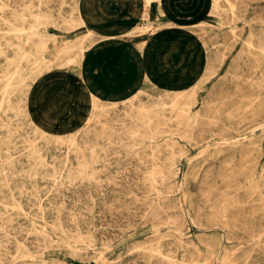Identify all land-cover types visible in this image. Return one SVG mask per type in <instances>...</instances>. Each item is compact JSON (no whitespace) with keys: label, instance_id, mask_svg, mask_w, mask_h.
<instances>
[{"label":"rangeland","instance_id":"rangeland-1","mask_svg":"<svg viewBox=\"0 0 264 264\" xmlns=\"http://www.w3.org/2000/svg\"><path fill=\"white\" fill-rule=\"evenodd\" d=\"M0 7V264H264V0ZM52 27L89 34L48 75L32 32ZM77 77L96 106L37 131L35 82L57 105Z\"/></svg>","mask_w":264,"mask_h":264},{"label":"bare ground","instance_id":"bare-ground-1","mask_svg":"<svg viewBox=\"0 0 264 264\" xmlns=\"http://www.w3.org/2000/svg\"><path fill=\"white\" fill-rule=\"evenodd\" d=\"M148 2L150 1V0H147ZM235 1V0H234ZM241 1V0H240ZM40 2V1H39ZM146 2V1H145ZM237 2V1H236ZM3 3V2H2ZM238 3V2H237ZM39 4H41V3H39ZM213 4L215 5L216 4V2L215 1H213ZM227 5V4H226ZM227 6H229V5H227ZM39 6H37V9H39L38 8ZM230 7V6H229ZM248 7V6H247ZM0 8H2V7H0ZM46 8H47V6H46ZM215 8V7H214ZM70 9H72V8H70ZM212 10H213V8H211ZM262 9V8H261ZM27 11V10H26ZM79 11V10H78ZM228 11H229V9H228ZM1 12H2V10H1ZM41 12V11H40ZM158 13V12H157ZM231 13V12H230ZM28 14V13H27ZM30 14V13H29ZM43 14V13H42ZM232 14V13H231ZM216 15V14H215ZM30 16V15H29ZM39 14H36L35 16H33L34 18H35V21H37L36 23L38 24V23H40V21H38V19H39ZM233 16V15H232ZM255 16V15H254ZM1 18V17H0ZM219 18V17H218ZM236 19V18H235ZM250 20V19H249ZM255 22H257V21H255ZM261 22V21H260ZM166 25V24H165ZM173 25V24H172ZM209 25V24H208ZM207 25V26H208ZM212 26V25H211ZM32 27V26H31ZM30 27V28H31ZM144 27V26H143ZM138 28H140V27H138ZM209 28V27H208ZM12 30H18V29H22V28H11ZM32 29V28H31ZM228 30V29H227ZM240 30V29H239ZM258 31V30H257ZM29 32H30V30H29ZM229 32V31H228ZM260 32V31H259ZM4 33V32H3ZM8 32H6V34H7ZM230 33H231V31H230ZM261 33V32H260ZM263 33V32H262ZM36 35V37L38 38L37 40H35V42H33V46H32V49H33V54H37L38 56H36V58H35V61L37 62V67H39V68H41V67H44L47 71H49L50 70V68H51V66H53V64H60V62H57L58 61V59L60 58V56L62 55V53H67V52H69L70 50H71V48L72 47H74L76 44H78L77 45V52H74L72 55H70L67 59H66V61H65V63H68V64H70V62H75L76 60H77V56L79 57H81L83 54H82V52L83 51H85L87 48H86V46H84L83 45V41H84V39H85V36H86V34H89V32L88 31H86L85 33H83L82 35H76V34H74V35H71V36H69L68 37V39L66 40V42L65 43H63L62 44V39H61V37H60V35H61V32L59 31V30H57V29H55L54 27H52V28H47L43 33H41V34H39V32H37V31H35V33H33L32 32V35ZM204 35V34H203ZM231 35V34H230ZM262 37V36H261ZM29 39V38H28ZM232 40V39H231ZM257 40V39H256ZM233 41V40H232ZM186 42V41H185ZM189 44V43H188ZM202 44V43H201ZM242 44V43H241ZM16 46H17V48L18 49H21L22 48V44H21V42L19 41L18 43H16L15 44ZM246 45V44H245ZM246 47V46H245ZM192 48V47H191ZM226 48H227V46H226ZM192 50V49H191ZM261 51H259V53H260ZM264 52V51H263ZM77 53V54H76ZM189 53V52H188ZM187 53V54H188ZM216 53H217V51H216ZM247 53V52H246ZM245 53V54H246ZM263 54V53H262ZM262 54H260L261 56H262ZM264 55V54H263ZM220 56V55H219ZM263 57V56H262ZM82 58V57H81ZM221 58V57H220ZM236 58V57H235ZM246 58V57H245ZM248 58H249V56H248ZM239 60H240V58H238ZM257 59V58H256ZM231 60V59H230ZM236 60V59H235ZM262 60H263V58H262ZM253 61V60H252ZM230 62V61H229ZM232 62V61H231ZM237 62V61H236ZM259 62V61H258ZM235 63V62H234ZM255 63V62H254ZM263 63V62H262ZM264 64V63H263ZM262 64V65H263ZM206 65V64H205ZM235 65V64H234ZM255 65V64H254ZM78 66V65H77ZM70 67V66H69ZM230 68V67H229ZM231 69V68H230ZM235 69V68H234ZM247 69V68H246ZM247 70H249V69H247ZM251 71V70H250ZM204 72H207V71H204ZM203 72V73H204ZM234 72V71H233ZM240 72V71H239ZM248 72V71H247ZM263 72V71H262ZM212 73V72H211ZM225 73V72H224ZM235 73V72H234ZM251 73V72H250ZM228 75V74H227ZM248 76V75H247ZM258 76V75H257ZM256 76V77H257ZM259 77V76H258ZM207 78V77H206ZM240 78H242V77H240ZM245 78V77H244ZM253 78V77H252ZM260 78V77H259ZM203 80H204V78H202ZM206 80V79H205ZM249 80V79H248ZM229 81V80H228ZM255 81V80H254ZM263 81V80H262ZM238 82V81H237ZM249 82H250V80H249ZM257 82H258V80H257ZM248 83V82H247ZM260 83V82H259ZM261 84V86H262V83H260ZM197 85V84H196ZM259 85V84H258ZM254 87V86H253ZM257 87V86H256ZM252 88V87H251ZM29 89V88H28ZM250 89V88H249ZM262 89V88H261ZM234 90V89H233ZM247 90V89H246ZM259 90V89H258ZM5 91V90H4ZM192 91V90H191ZM234 91H236V90H234ZM249 91V90H248ZM251 91V90H250ZM253 91V90H252ZM256 92V91H255ZM258 92V91H257ZM243 93V92H242ZM261 93V92H260ZM189 94H191V92L189 93ZM263 94V93H262ZM222 95H223V93H222ZM257 95V94H256ZM130 96V95H129ZM179 96V95H178ZM191 96V95H190ZM229 96V95H228ZM239 96V95H238ZM216 97V96H215ZM28 98H29V93H28V95L26 96V99L28 100ZM145 98V97H144ZM264 98V97H263ZM96 99H98V97L97 96H95L94 94L91 96V104L93 105V106H96V102H97V100ZM188 99H189V97H188ZM187 99V100H188ZM236 99V98H235ZM260 99H262V98H260ZM173 100V99H172ZM185 101H187L186 99H184ZM183 100V102L185 103V101ZM227 100V99H226ZM240 100V99H239ZM245 100V99H244ZM247 100V99H246ZM264 100V99H263ZM189 101V100H188ZM224 101H225V99H224ZM223 101V102H224ZM228 101V100H227ZM174 102V101H173ZM220 102V101H219ZM222 102V101H221ZM222 102V103H223ZM229 102V101H228ZM240 102V101H239ZM248 102V101H247ZM261 102V101H260ZM259 102V103H260ZM242 103V102H241ZM249 103H250V101H249ZM260 104H262V103H260ZM259 104V105H260ZM130 105V104H129ZM132 105V104H131ZM189 105V104H188ZM252 105V104H251ZM26 106H27V114L29 115V119H30V121H31V123H33V125L35 126V129L37 130V131H40L42 134H44V135H48V136H51V137H56V138H59V139H63V134H58V133H52L51 131H49L48 129H46L44 126H42L41 124H39V123H35V121H34V119H33V117H32V115H31V113H30V110H29V106H28V104L26 103ZM213 106V105H212ZM219 106V105H218ZM241 106V105H240ZM248 106V105H247ZM261 106H263V104L261 105ZM206 107V106H205ZM236 107V106H235ZM239 108V107H238ZM247 108V107H246ZM249 108V107H248ZM247 108V109H248ZM257 108H259V107H257ZM209 109V108H208ZM250 109V108H249ZM252 109V108H251ZM255 108H253V110H254ZM116 110V109H115ZM175 110V109H174ZM242 110H245L244 108L242 109ZM262 110H264V109H262ZM236 111V110H235ZM237 111H239V110H237ZM258 111V110H257ZM212 112V111H211ZM214 112H215V110H214ZM255 112H256V110H255ZM183 113V112H182ZM185 113V112H184ZM184 113L182 114L183 116H184ZM249 113H250V111H249ZM248 113V114H249ZM256 113H258V112H256ZM187 114V113H186ZM190 114H191V112H190ZM251 114V113H250ZM253 114H255V113H253ZM260 114V113H259ZM96 115V114H95ZM195 115V114H194ZM197 115V114H196ZM210 115V114H209ZM237 115V114H236ZM185 116H187V115H185ZM217 116V115H216ZM228 116V115H227ZM245 116V115H244ZM256 117H258V116H256ZM264 117V116H263ZM178 118V117H177ZM176 118V116H175V119H177ZM232 118V117H231ZM261 118V117H260ZM259 118V119H260ZM179 119V118H178ZM181 119H182V117H181ZM193 119V118H192ZM250 119H254V118H250ZM250 119H249V121H250ZM214 120V119H213ZM216 121V120H215ZM214 121V122H215ZM225 121V120H224ZM227 121V120H226ZM186 122H188L187 120H186ZM206 122H209V121H207L206 120ZM217 122V121H216ZM246 122V121H245ZM219 123V122H218ZM165 124V123H164ZM189 124V123H188ZM212 124V123H211ZM210 123H209V125H211ZM175 125V124H174ZM173 125V126H174ZM183 125H185V123L183 124ZM208 125V126H209ZM213 125V124H212ZM145 126V125H144ZM177 126V125H176ZM178 126H180V125H178ZM161 127V126H160ZM180 127H182V126H180ZM200 127V126H199ZM145 128H146V126H145ZM188 128V127H187ZM213 128V127H212ZM239 128V127H238ZM214 129V128H213ZM148 130V129H147ZM170 130V129H169ZM171 131V130H170ZM182 131V130H181ZM191 131V130H190ZM214 131V130H213ZM225 132V131H224ZM61 133V132H60ZM174 133H176V132H174ZM174 133H172V134H174ZM68 134H72V133H67V135ZM183 134V133H182ZM212 135V134H211ZM179 137V136H178ZM200 137V136H199ZM153 138V137H152ZM181 138V137H180ZM191 138V137H190ZM73 139H71V141H72ZM164 140V139H163ZM184 140V139H183ZM158 144V143H157ZM162 145V144H161ZM148 146H149V144H148ZM147 146V147H148ZM163 146H164V143H163ZM67 147V146H66ZM145 147V146H144ZM149 148V147H148ZM148 150V149H147ZM67 151V150H66ZM150 151V150H149ZM67 155V154H66ZM103 168V167H102ZM168 169V168H167ZM238 169V168H237ZM244 169V168H243ZM155 170V169H154ZM169 170V169H168ZM240 170H242V169H240ZM246 170V169H245ZM159 172V171H158ZM242 172V171H241ZM227 173V172H226ZM243 173V172H242ZM148 174V173H147ZM157 177H159V176H157ZM223 177V176H222ZM151 178V177H150ZM221 178V177H220ZM226 178V177H225ZM228 178V177H227ZM226 178V179H227ZM55 179V178H54ZM158 179V178H157ZM160 180V179H159ZM229 180V179H228ZM81 181V180H80ZM151 181H152V179H151ZM222 181H225V180H222ZM199 182V181H198ZM146 183V182H145ZM153 183V182H152ZM151 183V184H152ZM178 183H179V181H178ZM253 183V182H252ZM155 184V183H154ZM225 184H227V183H225ZM206 186V185H205ZM205 188H207V187H205ZM226 188V187H225ZM155 189V188H154ZM212 189H214V188H212ZM230 190V189H229ZM214 191V190H213ZM224 191V190H223ZM233 191V190H232ZM208 192V191H207ZM181 193H182V191H181ZM218 193V192H217ZM226 193H227V191H226ZM225 193V194H226ZM208 194V193H207ZM202 195V194H201ZM218 195V194H217ZM203 196V195H202ZM202 198H204V197H202ZM63 199V198H62ZM215 199V198H214ZM178 200V199H177ZM224 200V199H223ZM235 200V199H234ZM225 202V201H224ZM236 202V201H235ZM179 204V203H178ZM260 204V203H259ZM138 205V204H137ZM148 207V206H147ZM217 207V206H216ZM127 208V207H126ZM160 208V207H159ZM200 208V207H199ZM161 209V208H160ZM221 209V208H220ZM217 210H218V212H219V209L217 208ZM132 211V210H131ZM148 211V210H147ZM149 212V211H148ZM182 212V211H181ZM215 212V211H214ZM260 212V211H259ZM163 214H164V212H162ZM220 213V212H219ZM151 215V214H150ZM165 215V214H164ZM217 215V214H216ZM222 215H223V213H222ZM152 216L154 217V215H153V213H152ZM212 216V215H211ZM244 216H245V214H244ZM219 217V216H218ZM155 218V217H154ZM214 218H216V217H214ZM237 218H239V216L237 217ZM208 219V218H207ZM219 219V218H218ZM228 219V218H227ZM230 219V218H229ZM152 220V219H151ZM157 220V219H156ZM155 220V221H156ZM160 221V220H159ZM170 221V220H169ZM204 221V220H203ZM206 221V220H205ZM213 221V220H212ZM218 222V221H217ZM223 222V221H222ZM206 223V222H205ZM244 224V223H243ZM210 226V225H209ZM208 226V227H209ZM249 226V225H248ZM250 227V226H249ZM245 229V228H244ZM256 229V228H255ZM251 230V229H250ZM245 231H247V230H245ZM247 233V232H246ZM250 233V232H249ZM242 234V233H241ZM246 236H247V234H246ZM231 237H233V236H231ZM235 238V237H234ZM237 239V238H236ZM254 240V238H250V241L251 240ZM89 241V240H88ZM257 242V241H256ZM191 244V243H190ZM253 244V243H252ZM255 244V243H254ZM253 244V245H254ZM254 246H256V245H254ZM260 246V245H259ZM192 248V247H191ZM194 248V247H193ZM243 248H244V246H243ZM247 248V247H246ZM236 249V248H235ZM252 249V248H251ZM260 252V251H259ZM151 253V252H150ZM196 254H197V252H196ZM179 255V254H178ZM241 255V254H240ZM197 256V255H196ZM241 256H243V255H241ZM162 257V256H161ZM199 257V256H198ZM197 257V258H198ZM203 257V256H202ZM166 258V257H165ZM200 259V258H199ZM202 260L204 261V259L202 258ZM190 261V260H189ZM200 261V260H199ZM170 264H176L174 261H170L169 262ZM189 263V262H188ZM187 263V264H188ZM193 263V262H192Z\"/></svg>","mask_w":264,"mask_h":264},{"label":"crops","instance_id":"crops-1","mask_svg":"<svg viewBox=\"0 0 264 264\" xmlns=\"http://www.w3.org/2000/svg\"><path fill=\"white\" fill-rule=\"evenodd\" d=\"M107 37H114L113 35H108ZM58 71V70H57ZM48 75L55 74L54 70L48 71ZM62 73V72H61ZM59 73V74H61ZM64 74V73H63ZM57 76V75H56ZM58 77V76H57ZM60 77V76H59ZM75 77H73L74 79ZM78 80V77L76 78ZM80 80V79H79ZM78 80V84H61L58 85L59 88L56 89L57 92L61 93L60 100H57V105L53 104V101L46 99L45 96V80L40 82H35L31 92V105L32 108L35 106V114L33 113V119L44 127L49 129L52 128L58 121V119L72 118L77 112V101L89 100L91 103V96L93 93L88 90L85 85ZM80 85V86H79ZM77 90H76V88ZM30 93V92H29ZM38 105H42L41 107ZM30 110V108H29ZM69 122V121H68ZM46 128V129H47Z\"/></svg>","mask_w":264,"mask_h":264}]
</instances>
